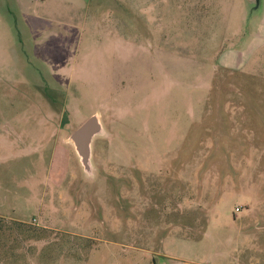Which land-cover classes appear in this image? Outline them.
<instances>
[{
    "label": "rangeland",
    "instance_id": "obj_1",
    "mask_svg": "<svg viewBox=\"0 0 264 264\" xmlns=\"http://www.w3.org/2000/svg\"><path fill=\"white\" fill-rule=\"evenodd\" d=\"M255 10L0 0V264H264ZM96 112L87 174L69 137Z\"/></svg>",
    "mask_w": 264,
    "mask_h": 264
},
{
    "label": "water",
    "instance_id": "obj_2",
    "mask_svg": "<svg viewBox=\"0 0 264 264\" xmlns=\"http://www.w3.org/2000/svg\"><path fill=\"white\" fill-rule=\"evenodd\" d=\"M247 9V24L260 7L262 0H244ZM249 2V4L247 3ZM255 5V8L253 6ZM104 125L99 113H93L70 135L69 140L73 143L81 165L87 174L93 173L92 146L96 136L104 133Z\"/></svg>",
    "mask_w": 264,
    "mask_h": 264
},
{
    "label": "crops",
    "instance_id": "obj_3",
    "mask_svg": "<svg viewBox=\"0 0 264 264\" xmlns=\"http://www.w3.org/2000/svg\"><path fill=\"white\" fill-rule=\"evenodd\" d=\"M263 3H264V0H262V4L261 5H263ZM37 20H40L39 16H35L34 20L31 21L32 24H29V26L32 27V29H34V30H38L39 29V27L36 26L37 22H39ZM46 57H47L46 61H49L51 59V56H49L48 53L46 54ZM72 67L74 68V65ZM48 120H49V117H47V119L45 121H48ZM50 120H51V123H52V129H53L54 118L52 117V118H50ZM48 135H49V137H51V141H52L53 140V136H54L53 133L49 134V132H48ZM48 142L49 141H46V139L42 140L39 150H41L42 152L43 151H47V149L49 148ZM50 144H51V148H52L53 144L52 143H50Z\"/></svg>",
    "mask_w": 264,
    "mask_h": 264
}]
</instances>
